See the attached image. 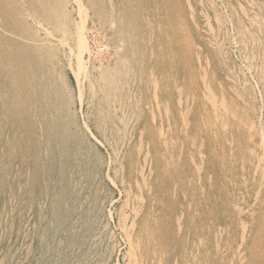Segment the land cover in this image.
Masks as SVG:
<instances>
[{"label":"rangeland","instance_id":"rangeland-1","mask_svg":"<svg viewBox=\"0 0 264 264\" xmlns=\"http://www.w3.org/2000/svg\"><path fill=\"white\" fill-rule=\"evenodd\" d=\"M0 264H264V0H0Z\"/></svg>","mask_w":264,"mask_h":264},{"label":"bare ground","instance_id":"bare-ground-1","mask_svg":"<svg viewBox=\"0 0 264 264\" xmlns=\"http://www.w3.org/2000/svg\"><path fill=\"white\" fill-rule=\"evenodd\" d=\"M105 16H106V15H105ZM105 18H106V17H105ZM111 19H112V16H111ZM112 20H113V19H112ZM121 34L123 35V33H121ZM121 34H120V35H121ZM117 36H118V34H117ZM121 37H122V36H121ZM124 38H125V37H124ZM118 39H119V38H118ZM80 40H81V42H80V46L82 47V48H81V51H82V49H83V50H88V51H89V47H88V45L86 44L83 35L81 36V39H80ZM114 40H115V39H114ZM121 43H122V40H121ZM120 49H121V48H120ZM81 54H83V53H81ZM79 60H80V59H79ZM81 60H82V59H81ZM80 66H81V65H80ZM81 67H82V66H81ZM110 71H111V70H110ZM113 71H114V70H112V72H113ZM116 72H117V71H115V73H116ZM110 73H111V72H110ZM106 74H108V73H106ZM106 74H105V75H106ZM108 75H112V74H108ZM116 75H117V76H121V75H119L118 73H117ZM116 75H115V76H112V77H116ZM102 76H103V75H101V77H102ZM106 76H107V75H106ZM106 76H105V77H102V78H106ZM107 78L109 79L110 77L107 76ZM107 78H106V79H107ZM116 78H117V77H116ZM108 79H107V80H108ZM110 81H111V80H110ZM116 81H117V79H116ZM116 81H115V82H116ZM118 81H119V79H118ZM106 82H107V81H106ZM115 82H114V83H115ZM104 83H105V82H104ZM109 83H110V82H109ZM112 83H113V82H112ZM112 83H110V84L112 85ZM116 83H117V82H116ZM105 84H106V83H105ZM107 84H108V82H107ZM110 84H109V85H110ZM114 85L117 87L118 84H117V85H116V84H113L112 86H114ZM107 89H109V87H108ZM110 89H111V88H110ZM110 89H109V90H110ZM114 89H115V88H114ZM115 90H116V89H115ZM50 130H52V129H50ZM50 132H51V131H50ZM48 136H49V135H48ZM50 136H51V135H50ZM49 138H50V137H49ZM49 141H50V140H49ZM48 143H49V142H48ZM65 152H66V151H65ZM42 162H43V161H42ZM41 164H42V163H41ZM44 165H45V164H44ZM42 166H43V165H42ZM42 166H41V167H42ZM44 167H45V166H44ZM58 215H59V214H58ZM58 215H57V217H58ZM58 221H59V220H58ZM57 223H58V222H57Z\"/></svg>","mask_w":264,"mask_h":264},{"label":"built area","instance_id":"built-area-1","mask_svg":"<svg viewBox=\"0 0 264 264\" xmlns=\"http://www.w3.org/2000/svg\"><path fill=\"white\" fill-rule=\"evenodd\" d=\"M106 50V47L104 45H101L100 47L97 48V51H105Z\"/></svg>","mask_w":264,"mask_h":264}]
</instances>
